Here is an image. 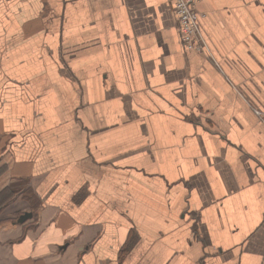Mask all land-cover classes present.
Masks as SVG:
<instances>
[{"label": "crops", "instance_id": "crops-1", "mask_svg": "<svg viewBox=\"0 0 264 264\" xmlns=\"http://www.w3.org/2000/svg\"><path fill=\"white\" fill-rule=\"evenodd\" d=\"M200 11L0 0V264H261L264 0Z\"/></svg>", "mask_w": 264, "mask_h": 264}, {"label": "built area", "instance_id": "built-area-1", "mask_svg": "<svg viewBox=\"0 0 264 264\" xmlns=\"http://www.w3.org/2000/svg\"><path fill=\"white\" fill-rule=\"evenodd\" d=\"M205 1L171 0L173 12L177 19L181 44L185 52L210 54L206 38L200 26V20L204 18L200 11V6ZM261 264H264V257Z\"/></svg>", "mask_w": 264, "mask_h": 264}, {"label": "water", "instance_id": "water-1", "mask_svg": "<svg viewBox=\"0 0 264 264\" xmlns=\"http://www.w3.org/2000/svg\"><path fill=\"white\" fill-rule=\"evenodd\" d=\"M32 217V214H30V213H26V214H24L23 216H21L20 217V222L22 223V222H25V221H27L28 219H30Z\"/></svg>", "mask_w": 264, "mask_h": 264}]
</instances>
